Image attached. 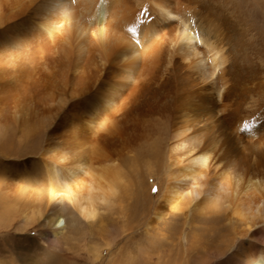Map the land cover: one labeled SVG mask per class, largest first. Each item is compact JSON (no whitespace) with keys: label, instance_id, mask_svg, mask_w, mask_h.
<instances>
[{"label":"bare ground","instance_id":"6f19581e","mask_svg":"<svg viewBox=\"0 0 264 264\" xmlns=\"http://www.w3.org/2000/svg\"><path fill=\"white\" fill-rule=\"evenodd\" d=\"M238 14V0H0L1 136L56 123L99 131L77 132L96 164L61 135L26 174L45 176L33 202L58 233L68 214L93 223L129 180L144 189L152 178L158 192L140 197L161 196L150 224L224 214L244 227L238 260L264 264V182L247 165L264 164V118L247 124L246 110L251 95L264 109V71ZM137 160L143 170L127 179L121 165ZM12 182L0 185L3 198Z\"/></svg>","mask_w":264,"mask_h":264},{"label":"rangeland","instance_id":"374dc122","mask_svg":"<svg viewBox=\"0 0 264 264\" xmlns=\"http://www.w3.org/2000/svg\"><path fill=\"white\" fill-rule=\"evenodd\" d=\"M238 4L241 27L260 42L261 52L256 58L264 71V0H238ZM254 83L258 85L260 81ZM254 98L251 95L246 104L247 111L254 110L250 112L247 124L252 119L264 118L261 116L264 109L258 111L261 103ZM51 126L53 128L38 126V130L30 134L21 127H13L6 137L0 133V185L7 180L13 181L14 185L9 193L11 197L0 195V264H244L238 258L242 256V247L247 240L235 233L244 227L230 224L224 214H221L220 223H210L208 220L213 216L209 213H194L189 224L182 215L150 224V220L155 218L153 210L159 205L161 196L150 199L149 205L140 197L144 192L151 196L158 192L157 183L152 178H146L144 189L139 185L137 188L131 186L133 180H129L109 206L99 208V216L93 223L68 214L64 233H58L46 219V215L51 213L41 215L38 211L43 209L42 203L33 202L38 193L46 190L42 183L45 176L42 174L40 180L44 179L36 182L37 179L28 178L26 174L31 166L35 169L45 159L41 152L46 139L61 135L76 156L83 155L96 164L98 155L94 144L83 143L77 132L83 128L87 134L94 136L99 131L70 123ZM58 153L55 150L53 156ZM134 163L121 165L127 179L136 171L143 170L139 161ZM247 165L254 180L264 182V164L250 159ZM225 230L233 231L231 240L234 237L237 239L231 247L224 249L222 234Z\"/></svg>","mask_w":264,"mask_h":264}]
</instances>
